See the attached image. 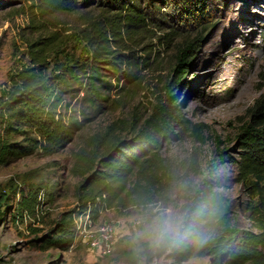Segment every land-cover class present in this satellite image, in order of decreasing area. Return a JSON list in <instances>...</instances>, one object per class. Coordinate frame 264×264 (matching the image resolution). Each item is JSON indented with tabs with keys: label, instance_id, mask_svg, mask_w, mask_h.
Instances as JSON below:
<instances>
[{
	"label": "rangeland",
	"instance_id": "1",
	"mask_svg": "<svg viewBox=\"0 0 264 264\" xmlns=\"http://www.w3.org/2000/svg\"><path fill=\"white\" fill-rule=\"evenodd\" d=\"M136 4L143 19L122 25L94 5L40 14L32 0H0V91L7 72L27 62L26 41L59 32L65 42L48 55L49 67L67 57L80 63L84 72L87 67L82 63L90 57V46L82 39L85 29L110 24L115 30L114 36L106 34V57L97 63L111 85L102 91L106 98L98 105L81 99L87 86L84 73L66 85L58 109L64 120L80 122L72 140L51 155L32 154L0 165V264H136L126 235L132 225L123 223L133 207L105 210L94 221V227L106 223L113 227L105 254L89 247L91 234L81 229L67 250H38L29 241L47 231L61 212L75 208L81 178L71 174V167L77 152L92 150L90 143H95L99 155L117 139L133 137L175 78L177 49L190 41L199 47L188 56L185 73L171 91L186 129L176 136L181 124L172 123L173 136L160 140L161 168L147 185L150 201L165 200L189 210L206 186L228 201L235 227H250L244 212L247 198L236 178L238 166L229 160L237 161L239 127L264 93V0H137ZM37 190L42 191L41 221L30 211L22 212L18 204L28 195L34 200L35 194L28 193ZM82 219L74 218L75 226L81 227ZM32 229L42 232L35 235ZM201 231L208 235L206 228ZM170 258L174 264L193 259L211 264L206 256Z\"/></svg>",
	"mask_w": 264,
	"mask_h": 264
},
{
	"label": "trees",
	"instance_id": "2",
	"mask_svg": "<svg viewBox=\"0 0 264 264\" xmlns=\"http://www.w3.org/2000/svg\"><path fill=\"white\" fill-rule=\"evenodd\" d=\"M137 0H32V6L40 14L72 12L80 7L94 5L102 14L110 12L113 20L122 25L142 20L138 15ZM82 39L90 46V57H85L86 71L81 64L64 57L49 67L48 55L55 53L65 39L57 31L43 33L25 42L27 62L15 66L6 75L0 91V165H6L23 157L51 155L62 150L73 138L80 126L76 119L64 120L59 111L62 97L67 93L70 80L83 74L87 85L82 100L98 105L106 96L103 90L110 88L99 71L97 63L107 52V33L114 36V27L104 28L90 24ZM109 27V28H108ZM192 41L182 44L176 52L175 78L166 85L162 100L151 107L149 116L140 130L131 138L117 139L110 148L95 154L92 150H79L71 167V174L81 178L75 188V208L61 212L57 221L49 224L47 231L29 242L38 250H67L75 237L74 218L86 213L96 221L101 212L108 209L125 211L135 205L150 201L151 176L161 168L158 146L162 138L173 136L170 127L177 122L181 127L176 136L181 137L186 125L181 119L173 94L185 73L188 56L196 52ZM14 138V139H12ZM18 138V139H15ZM239 148L237 180L243 188L247 201L244 212L250 227L238 229L229 217L228 201L202 186L201 193L191 203V213L202 212L208 222L207 242L197 248L189 245L172 257L206 256L211 264H264V93L249 108V119L239 127L236 135ZM40 191V190H39ZM18 201L22 212L34 214L40 204L37 193ZM25 198V195H22ZM28 199V200H27ZM33 200V201H32ZM41 221L44 215L38 208ZM37 235L42 230L32 229Z\"/></svg>",
	"mask_w": 264,
	"mask_h": 264
},
{
	"label": "clouds",
	"instance_id": "3",
	"mask_svg": "<svg viewBox=\"0 0 264 264\" xmlns=\"http://www.w3.org/2000/svg\"><path fill=\"white\" fill-rule=\"evenodd\" d=\"M126 224L129 244L136 256V264H174L170 257L189 245L203 247L207 237L201 231L208 218L202 212L191 213L165 200L147 201L133 206ZM188 264H200L193 259Z\"/></svg>",
	"mask_w": 264,
	"mask_h": 264
},
{
	"label": "built area",
	"instance_id": "4",
	"mask_svg": "<svg viewBox=\"0 0 264 264\" xmlns=\"http://www.w3.org/2000/svg\"><path fill=\"white\" fill-rule=\"evenodd\" d=\"M41 196H42V191L40 190L37 195V199L39 202ZM38 208L39 207L36 206L34 211L35 215H32L36 218V221H37V217H39ZM80 216L83 217L82 226L81 227L79 225L75 226V232L80 229L83 232H89L91 234V236L89 237V247L102 254L107 253L109 251V244L111 243L112 235L114 233L112 225L106 223L94 227L93 224L94 221H91L86 213ZM85 227L88 228L87 231H85Z\"/></svg>",
	"mask_w": 264,
	"mask_h": 264
}]
</instances>
